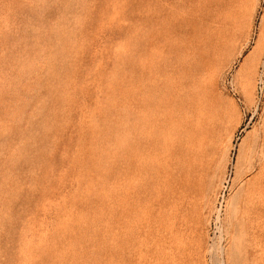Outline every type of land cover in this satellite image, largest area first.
<instances>
[{"label":"rangeland","instance_id":"obj_1","mask_svg":"<svg viewBox=\"0 0 264 264\" xmlns=\"http://www.w3.org/2000/svg\"><path fill=\"white\" fill-rule=\"evenodd\" d=\"M263 143L264 0H0V264H264Z\"/></svg>","mask_w":264,"mask_h":264},{"label":"bare ground","instance_id":"obj_2","mask_svg":"<svg viewBox=\"0 0 264 264\" xmlns=\"http://www.w3.org/2000/svg\"><path fill=\"white\" fill-rule=\"evenodd\" d=\"M222 2V1H221ZM226 3V2H225ZM225 7V6H224ZM221 8V7H220ZM230 8V7H229ZM221 10V9H220ZM233 15V14H232ZM215 17V16H214ZM218 21V20H217ZM222 23V22H221ZM224 23H225V21H224ZM231 24V23H230ZM229 27V26H228ZM224 32H222L221 34H220V36L221 37H224L223 39H222V41H224V42H226V37H225V34H223ZM214 37V36H213ZM213 37H212V39H213ZM230 37V36H229ZM221 41V40H220ZM212 42H213V40H212ZM226 45V44H225ZM219 48H221V47H219ZM214 120V119H213ZM206 121H207V119H206ZM206 121H204L205 123H206ZM221 121V120H220ZM211 122H212V120H211ZM218 122V121H217ZM217 122H215V123H217ZM209 123V122H208ZM219 123V122H218ZM210 124V123H209ZM212 124H214V123H212ZM205 126V125H204ZM212 126V125H211ZM217 126V125H216ZM210 127V126H209ZM212 129V128H211ZM210 129V130H211ZM212 131V130H211ZM205 132V131H204ZM208 132V131H207ZM213 132V131H212ZM216 132H217V130H216ZM214 134V133H213ZM210 135V134H209ZM200 136V135H199ZM215 136V135H214ZM218 136V134L216 135V137ZM202 137V136H201ZM200 138V137H199ZM215 138V137H214ZM213 138V139H214ZM215 143V142H214ZM264 144V143H263ZM264 165V164H263ZM263 165H262V167H263ZM201 168V167H200ZM262 169V168H261ZM260 169V170H261ZM199 172H200V170H199ZM204 172V171H203ZM264 174V173H263Z\"/></svg>","mask_w":264,"mask_h":264}]
</instances>
